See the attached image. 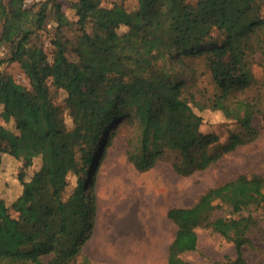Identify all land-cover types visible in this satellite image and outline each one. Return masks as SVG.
<instances>
[{
	"label": "trees",
	"instance_id": "obj_1",
	"mask_svg": "<svg viewBox=\"0 0 264 264\" xmlns=\"http://www.w3.org/2000/svg\"><path fill=\"white\" fill-rule=\"evenodd\" d=\"M23 1L0 0V42L9 45L7 61L19 64L29 89L0 73V98L10 92L31 96L51 145L66 140L67 146H60L63 155L51 151L58 168L49 166L37 178L45 162L43 142L0 127V264H95L83 247L94 226L97 150L111 133L123 130L125 157L137 172L164 161L185 178L258 138L253 120L258 116L264 125V105L246 93L257 81L252 67L264 74V0H133L132 8L126 0L111 7L75 0L74 21L56 6L51 61L30 43L33 31L44 25L45 7L29 19ZM73 25L78 33L67 38L64 30ZM147 43L157 44L156 60L221 50L238 59L239 76L219 84L217 99L231 125L223 143L201 130L190 86L165 72L169 95L141 92L151 76L143 54ZM51 87L64 93L62 106L54 103ZM64 109L74 119L71 128ZM67 175L73 182L70 194ZM166 216L175 226L167 264H189L182 256L196 251L199 229L232 244V264H251L244 250L264 223V177L240 174L207 189L189 207L170 208Z\"/></svg>",
	"mask_w": 264,
	"mask_h": 264
},
{
	"label": "rangeland",
	"instance_id": "obj_2",
	"mask_svg": "<svg viewBox=\"0 0 264 264\" xmlns=\"http://www.w3.org/2000/svg\"><path fill=\"white\" fill-rule=\"evenodd\" d=\"M10 0H3L7 4ZM75 0H24V8L30 11L29 19L42 7H45L44 25L30 35V43L42 48L51 61L52 42L57 26L56 6L70 21H74L72 3ZM102 7H111L121 0H94ZM126 6H135L133 0H126ZM264 14V10H263ZM78 27L64 30L67 38L73 37ZM212 38L217 33L212 32ZM156 43H147L143 54L149 67V83L143 84L141 92L158 89L169 95L168 80H178L190 86L194 94L192 108L203 119L201 130L214 133L223 143L228 135L230 122L221 112L217 99L219 84L228 77L239 76L238 59L228 50L206 51L197 56L171 57L166 55L156 60ZM9 45L0 42V73L29 89L28 80L16 62H8ZM257 81L247 91L249 96H259L264 105V74L259 66L252 67ZM165 73V74H166ZM54 103L63 105L64 93L50 88ZM66 125L73 126V118L68 110H63ZM253 126L260 130L258 138L252 143L238 147L224 155L218 162L203 171L182 177L176 175L169 164L164 161L147 172L139 173L126 160L124 144L121 138L123 130L109 135L104 148L97 153L100 159L94 167L95 217L90 239L83 247V254L95 264H167V248L174 237L175 226L166 213L173 207H189L197 197L209 188L234 179L240 174L258 173L264 177V125L260 117L255 116ZM0 127L13 133H24L37 138L44 144L45 162L37 178L42 176L47 167L58 168V161H52L51 151L62 154L61 145L67 146L66 140H55L51 145L44 134V129L36 114V105L31 96L19 98L13 93L0 98ZM114 129V128H113ZM112 129V131H113ZM108 137V136H107ZM105 141V140H104ZM63 155V154H62ZM174 155H170L173 159ZM41 165V164H40ZM14 171V170H13ZM58 173H54V178ZM68 185L66 192H72L73 182L70 175L65 177ZM108 182H107V181ZM74 205V198L69 199ZM197 249L185 253L183 260L189 264H232L234 250L226 242L209 230H197ZM94 236L99 237L103 250L92 253L91 244ZM252 246L245 248L246 259L251 264L264 263V223L253 231Z\"/></svg>",
	"mask_w": 264,
	"mask_h": 264
},
{
	"label": "crops",
	"instance_id": "obj_3",
	"mask_svg": "<svg viewBox=\"0 0 264 264\" xmlns=\"http://www.w3.org/2000/svg\"><path fill=\"white\" fill-rule=\"evenodd\" d=\"M99 241V237L98 236H94L93 240H92V248H91V251L92 253L94 254H97L98 251L101 252L103 250V244L100 245V242Z\"/></svg>",
	"mask_w": 264,
	"mask_h": 264
},
{
	"label": "bare ground",
	"instance_id": "obj_4",
	"mask_svg": "<svg viewBox=\"0 0 264 264\" xmlns=\"http://www.w3.org/2000/svg\"><path fill=\"white\" fill-rule=\"evenodd\" d=\"M106 181H107V180H106ZM108 181H109V180H108ZM108 181H107V182H108ZM98 252H99V251H98Z\"/></svg>",
	"mask_w": 264,
	"mask_h": 264
}]
</instances>
